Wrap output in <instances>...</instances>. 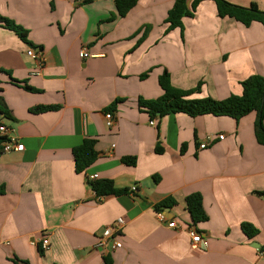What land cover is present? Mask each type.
I'll return each mask as SVG.
<instances>
[{"label": "crops", "instance_id": "0c3cea01", "mask_svg": "<svg viewBox=\"0 0 264 264\" xmlns=\"http://www.w3.org/2000/svg\"><path fill=\"white\" fill-rule=\"evenodd\" d=\"M83 1L0 0V17L26 30L29 42L0 23V70L37 90L0 74L9 113L0 114V124L24 145L0 152V264H264V196L257 195L264 191V146L256 113L239 121L182 113L152 119L139 107L140 98L162 96L165 71L175 88L200 87L194 98L241 95L242 82L264 76L263 26L220 18L215 3L204 1L183 29L167 31L175 0H140L114 19V0ZM227 1L264 11V0ZM30 48L42 52V63ZM38 106L57 109L33 112ZM210 134L225 138L200 149ZM87 138L97 141L99 157L78 174L72 152ZM129 157L135 165L124 162ZM93 175L128 193L98 197L86 181ZM196 193L208 216L197 225L186 209ZM167 199L174 203L161 222L155 208ZM119 218L122 248L103 254L97 238ZM171 220L178 228L168 226ZM243 224L259 234L248 238ZM190 227L206 244L192 246Z\"/></svg>", "mask_w": 264, "mask_h": 264}, {"label": "trees", "instance_id": "16d2710c", "mask_svg": "<svg viewBox=\"0 0 264 264\" xmlns=\"http://www.w3.org/2000/svg\"><path fill=\"white\" fill-rule=\"evenodd\" d=\"M95 0H84L83 4L92 3ZM116 3L117 14L111 19L117 17H125L140 0H114ZM204 1H212L216 5L217 14L220 18H232L238 23L249 27L253 23L258 22L264 28V11L260 10L256 4L249 7H243L230 3L227 0H194L189 6L188 0H175V3L168 13L166 23L167 31L177 28L183 29V20L187 17H193L199 5ZM110 19V20H111ZM0 23L14 31L23 41L28 42V33L22 27L16 25L13 21L0 17ZM10 77V81L28 91H37L30 88L25 82L16 80L10 76L8 72L0 70ZM159 84L163 90V94L156 100H145L140 98L139 107L150 115L152 119H161L170 114H186L191 117L212 115L227 116L236 121L243 117L256 113L255 135L258 143L264 146V76L253 75L242 82L243 93L241 95H231L224 100H215L211 97L194 98L193 94L200 91V87L196 90L185 91L175 88L170 81V74L165 71L159 78ZM2 88H0V93ZM54 106H38L32 111L35 113H45L56 110ZM108 111H111L108 109ZM0 114L9 117L8 110L4 105L3 98L0 96ZM6 138L0 137V152H2V143ZM97 141L87 138L82 144L73 149V158L75 162V170L78 174L84 173L91 165H93L99 157L96 150ZM160 152L161 149H158ZM124 162L128 165H135L136 158H125ZM88 185L96 193L98 197L121 196L128 193L127 189H118L111 180H90L86 179ZM1 191V189H0ZM257 195L264 196V191L257 192ZM172 199H167L156 206L157 212H163V209L173 205ZM186 209L190 214L193 224L204 223L208 221V216L203 207V197L201 194H192L186 198ZM243 232L248 238H253L259 234V230L251 224L242 225ZM264 251V247L262 250Z\"/></svg>", "mask_w": 264, "mask_h": 264}, {"label": "built area", "instance_id": "2783aa9c", "mask_svg": "<svg viewBox=\"0 0 264 264\" xmlns=\"http://www.w3.org/2000/svg\"><path fill=\"white\" fill-rule=\"evenodd\" d=\"M27 54L37 60L38 62L42 63L43 58H42V52L40 50H36L33 48H30L27 52ZM88 54L85 51H82L80 53L81 58H86ZM106 117V125L109 128H112L115 125V116L112 112L107 111L105 114ZM151 125H155V121L151 122ZM7 132L8 128L0 124V137L6 138L5 141L2 143V150L5 153H11L13 151H22L24 150V145L19 143V140L15 137L8 138L7 137ZM218 138L219 140H224L225 136L224 135H208L200 144V149H206L211 143L214 142V140ZM115 146H112L114 148ZM97 175L89 176L88 178L90 180H97ZM138 192V187L134 186L132 187L130 193L134 195L135 193ZM158 217L161 222H164L167 220L166 215L163 212H158ZM125 222L123 218H119L112 226L106 228L100 236H98L97 241L95 243V249H98L103 252V254H108L111 251H115L117 249L122 248V243L118 240L117 235L121 231V228L124 226ZM168 226L170 228H178V224L176 223L175 220H171L168 223ZM188 234L191 238L192 241V246L194 248H198L206 242L202 238L201 234L195 229L194 227H190L188 229ZM50 245V241L48 238L42 240V248L48 249ZM262 255L264 256V251H262Z\"/></svg>", "mask_w": 264, "mask_h": 264}, {"label": "water", "instance_id": "95a60500", "mask_svg": "<svg viewBox=\"0 0 264 264\" xmlns=\"http://www.w3.org/2000/svg\"><path fill=\"white\" fill-rule=\"evenodd\" d=\"M258 247V246H257Z\"/></svg>", "mask_w": 264, "mask_h": 264}]
</instances>
